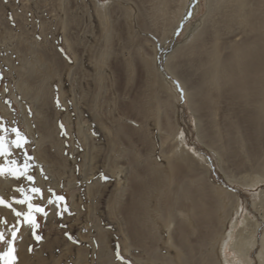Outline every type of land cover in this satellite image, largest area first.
<instances>
[{
	"label": "rangeland",
	"instance_id": "obj_1",
	"mask_svg": "<svg viewBox=\"0 0 264 264\" xmlns=\"http://www.w3.org/2000/svg\"><path fill=\"white\" fill-rule=\"evenodd\" d=\"M100 1L103 8L95 0H0V137L11 152L0 156V165L15 169L13 160L22 164L30 156L34 178L0 176V197L11 204L0 205V232L5 241L16 232L14 251L0 244L8 253L0 264H172L186 250L191 264L208 255L220 262L211 237L222 221L224 233L230 230L237 205L239 223L247 216L259 221L257 240L264 233V128L255 121V105L231 84L210 89L205 67L189 60L204 44L201 60L215 39L228 58L231 46H223L236 33L244 38L232 17L237 7L229 0H169L159 12L157 0ZM243 10L255 24L264 2L247 0ZM14 129L29 141L26 151L12 145ZM170 129L183 143L172 157L164 142ZM181 150L192 156L190 186L202 205L195 213L193 200L176 202L188 215L168 227L156 217L154 225L141 204L143 185L154 169L177 168L172 159ZM219 187L229 196L221 198ZM18 188L48 213H35L39 241L13 211L28 210L14 203L25 198ZM56 196L64 201L47 203ZM217 200L225 202L227 217ZM258 241L251 264H260Z\"/></svg>",
	"mask_w": 264,
	"mask_h": 264
},
{
	"label": "bare ground",
	"instance_id": "obj_2",
	"mask_svg": "<svg viewBox=\"0 0 264 264\" xmlns=\"http://www.w3.org/2000/svg\"><path fill=\"white\" fill-rule=\"evenodd\" d=\"M95 1L101 8L105 6V2L100 0ZM157 1H159L157 6L160 10L159 12H163L167 8L169 0ZM216 1L220 2V0ZM221 1L224 3L223 0ZM261 1L264 2V0ZM229 2L231 3L230 5H235V7H237V12L232 14V17L239 19L240 24L243 25V41H241L240 38L241 33H236L234 38L230 39L228 45L223 46V48L226 49L231 46V52L226 56L228 57L227 59H222L221 57V52L219 51V46L217 45L219 42L218 39L213 41L214 46L212 49L204 50V57L201 60L197 59V57L202 53L204 46V44H200L192 49V53H194L195 57L189 61H193L195 63V67L197 64L200 66V68L203 66L205 67L201 73L202 79L203 83H205L210 89L212 88V90H220L221 87H224L223 85L231 84L235 90H238L244 103L250 102L251 104L255 105V121L260 127L264 128V14L258 18L257 23H251L249 21V16L251 14L247 15L245 13L247 11L243 10L247 0H229ZM183 5L185 6L186 3ZM211 7H213V5L210 6L209 16L214 12ZM98 16L104 22V24H106L107 13L103 9L98 10ZM228 17H230V14ZM181 18L182 12L176 19L178 22H175L174 29L177 25H179ZM213 26L214 29H216V23H214ZM245 28L247 30H245ZM251 34L252 36H250ZM174 55L175 52L172 54L170 53L167 56V62ZM146 63L148 66L150 65L147 60ZM189 97H191V95H189ZM219 134L220 131L217 132V136ZM178 135L179 131L173 132L172 129L166 131L164 142H169V152L172 153L171 155L168 154L170 157H172L173 154H178L176 150L180 147H183V143L179 140L180 138L178 139ZM215 149L217 151H221V147H216ZM191 157L192 156L190 152L181 150L180 155H178L177 158L172 159V163L177 168H171V172L168 174H165L159 169H154V176L151 178V181H148L143 185L144 188L141 192V204L145 214H147V218L153 217L152 223L154 225L157 224V221L155 222L156 217L161 218L164 225L168 227L178 216L188 215V210L183 207V209H178L175 205L176 202H182L183 200L187 201L190 199L194 201L191 206V210L195 211V213L197 210H200L202 204L199 205L197 203L199 200H194L196 193L193 192L190 186V184L194 183L195 181L193 174L192 177L189 176L190 173L194 171V168H192L193 162L190 160ZM200 160L204 161L203 159ZM183 166H186L187 168H183ZM181 169L185 170L186 175L178 173L177 177L174 172H179ZM3 181L7 184L10 182V178H4ZM171 187H175V190ZM219 188L222 190V193L219 195L221 198L229 196L228 189L223 187ZM163 197L168 198L162 202ZM217 201H219V210L223 212L221 218L227 217L225 202L220 200ZM234 210L236 217H232L230 219V230H225L224 233L226 221H222V228L213 232L211 243L209 245H218L221 261L222 259L224 261L222 264H244L246 262L251 264L252 262L250 261L249 256L252 250L256 248L257 241L259 240L261 243V249L258 253V260L260 264H264V233L258 240L256 237L259 221L256 222L254 220L248 219V217L245 216L242 222L239 223V205H237L236 209ZM24 245L27 244L22 242V253L24 252ZM181 255L182 254H176L175 260L177 261L174 260L171 263L191 264L193 257L190 250H186L184 252V258H181ZM220 262L208 255L198 264H221Z\"/></svg>",
	"mask_w": 264,
	"mask_h": 264
},
{
	"label": "snow or ice",
	"instance_id": "obj_3",
	"mask_svg": "<svg viewBox=\"0 0 264 264\" xmlns=\"http://www.w3.org/2000/svg\"><path fill=\"white\" fill-rule=\"evenodd\" d=\"M13 131H16V130L14 129ZM16 135H17V139L13 140L11 142L12 145H14L15 148H17V149H22V150L26 151L25 145L27 143H29V141L19 131H16ZM7 155H11V152L6 149L4 139L2 137H0V156H7ZM31 159H33V158L30 156H26L24 158L22 164H17V161L13 160L11 163L13 165H17V167L15 169L9 168V169H7V171L5 170L3 165H0V176L10 175L16 179H20V177H24L28 181H33L34 178L28 174L29 171L31 170V167H32L29 164V160H31ZM17 191L21 192V193H25V189H23V188H18ZM30 191L32 193L37 194L41 199H43V192L40 188L33 187V188H31ZM49 191H51V190H49ZM63 201H64V197L56 196L54 200L49 199L47 201V203L51 205V204L61 203ZM14 203L20 204V205H24V204L27 205V209H28L27 212L16 211L15 209H13V211H14L16 217H18V218L23 217L24 218V220H23L24 225H27L32 229L33 236L35 237V239L37 241L41 240L42 236L36 234V230L40 227V224L37 222L35 213H39V214H42L44 216H47L48 213L45 211V208L41 207L39 205H34L32 203V197L28 196L26 193H25L24 199L14 200ZM0 205L11 207V204H5V201L3 200L2 197H0ZM12 236H13V240H14L16 238V232H13ZM13 240L5 241V236H4L3 232H0V244L7 243L10 247V251L15 250V249L11 248ZM7 254L8 253L0 252V258H2L3 256H5ZM5 264H8V261H5Z\"/></svg>",
	"mask_w": 264,
	"mask_h": 264
}]
</instances>
